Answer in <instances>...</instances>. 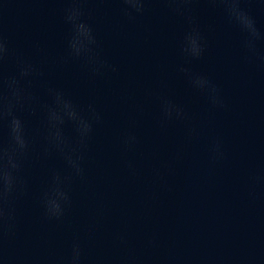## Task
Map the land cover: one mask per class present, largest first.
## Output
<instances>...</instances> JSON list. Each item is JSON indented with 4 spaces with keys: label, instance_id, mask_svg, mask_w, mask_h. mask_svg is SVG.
<instances>
[{
    "label": "water",
    "instance_id": "water-1",
    "mask_svg": "<svg viewBox=\"0 0 264 264\" xmlns=\"http://www.w3.org/2000/svg\"><path fill=\"white\" fill-rule=\"evenodd\" d=\"M230 2L0 0V105L15 78L26 140L0 182V264H264V0H235L251 49ZM54 93L87 134L64 116L52 139Z\"/></svg>",
    "mask_w": 264,
    "mask_h": 264
},
{
    "label": "clouds",
    "instance_id": "clouds-1",
    "mask_svg": "<svg viewBox=\"0 0 264 264\" xmlns=\"http://www.w3.org/2000/svg\"><path fill=\"white\" fill-rule=\"evenodd\" d=\"M133 7L139 10L140 3L139 0H128ZM228 7L230 9L231 14L234 16L238 24L241 26L242 29L246 30L249 33L250 39L248 40V47L251 49L253 46V40L259 38V34L257 33L252 20L242 11H240L235 4V0H231L228 3ZM79 12L75 9H72L67 19L69 21H73ZM75 35L71 41V47L75 50L76 55H80L81 52L89 51L87 48V41L91 38V32L88 26L83 23L75 24L74 25ZM79 43V47L77 44ZM5 45L3 42H0V56H3L5 53ZM32 71L31 65H24L21 68L20 75L27 76ZM17 81L15 78L8 82V87L11 91V99L8 100L6 105H0V115H7L11 117L9 122V132L11 141L14 145L11 152L7 149H0V160H3L5 157L7 158V167L0 166V182L4 185L5 192L10 191L13 186V176L9 169H16L18 167V163L16 162L14 156L17 150L23 151L26 147V140L23 134V125L19 118H17L12 113L13 107V100L19 101L20 99V90L16 87ZM54 102L56 104V108L49 109L48 113V120L52 129H55L54 132L51 133L52 139L59 143H62L60 130L57 127L58 124L63 122L64 116H67L71 119H78L79 120V130L81 135L87 134L89 131L90 125L86 120L80 119L77 117L76 112L72 109V106L67 101L63 100L59 93H54ZM49 211L53 214L58 215L60 212L59 206L56 205L54 202L50 203ZM79 259V249H73V260L77 261Z\"/></svg>",
    "mask_w": 264,
    "mask_h": 264
}]
</instances>
